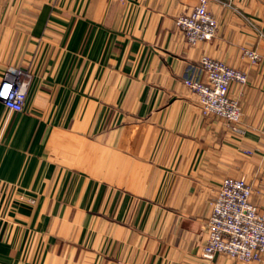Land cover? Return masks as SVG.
<instances>
[{"label": "crops", "instance_id": "0c3cea01", "mask_svg": "<svg viewBox=\"0 0 264 264\" xmlns=\"http://www.w3.org/2000/svg\"><path fill=\"white\" fill-rule=\"evenodd\" d=\"M198 2L0 0V83L31 75L22 112L0 101V264H264L203 255L224 179L264 211V0H209L191 46ZM203 56L247 74L238 124L185 85Z\"/></svg>", "mask_w": 264, "mask_h": 264}, {"label": "built area", "instance_id": "2783aa9c", "mask_svg": "<svg viewBox=\"0 0 264 264\" xmlns=\"http://www.w3.org/2000/svg\"><path fill=\"white\" fill-rule=\"evenodd\" d=\"M230 5L233 0H228ZM209 0H199L188 14L177 18L176 26L191 46L207 42L215 36L218 23L208 11ZM256 63L259 55L246 51ZM204 77V78H203ZM31 75L17 68H9L0 83V92L9 85V94L0 95L8 115L24 110ZM248 82L244 71L234 69L222 61L203 56L197 67H191L184 78L185 85L196 95L204 115H214L231 124L242 118L240 103L230 95V86H245ZM254 189L245 178H226L210 203L207 222V241L204 258L212 261L225 255L242 262L264 259V211L253 203ZM2 198L0 196V217Z\"/></svg>", "mask_w": 264, "mask_h": 264}, {"label": "clouds", "instance_id": "9594fccd", "mask_svg": "<svg viewBox=\"0 0 264 264\" xmlns=\"http://www.w3.org/2000/svg\"><path fill=\"white\" fill-rule=\"evenodd\" d=\"M9 94V85H4V87H3V91L2 92H0V95H2V96H7Z\"/></svg>", "mask_w": 264, "mask_h": 264}]
</instances>
